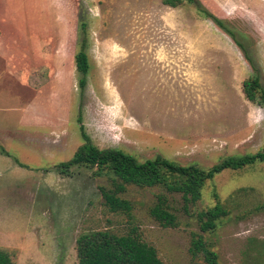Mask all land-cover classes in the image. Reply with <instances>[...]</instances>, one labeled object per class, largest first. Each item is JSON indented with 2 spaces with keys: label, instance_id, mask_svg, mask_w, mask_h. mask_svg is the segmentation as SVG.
I'll return each mask as SVG.
<instances>
[{
  "label": "rangeland",
  "instance_id": "rangeland-1",
  "mask_svg": "<svg viewBox=\"0 0 264 264\" xmlns=\"http://www.w3.org/2000/svg\"><path fill=\"white\" fill-rule=\"evenodd\" d=\"M197 2L172 11L162 0H0L7 48L0 54L11 47L29 56L38 92L36 123L12 120L21 139L2 133L0 140V250L14 264H79L81 235H125L132 226L163 264H207L202 251H192L193 238L219 264H264L263 162L216 174L196 201L170 189L182 183L177 176L147 187L124 183L108 168L59 167L85 143L81 127L97 147L142 162L162 156L208 170L264 150V108L243 93L253 70L199 11L247 37L264 84V0ZM81 19L91 65L85 91L75 64ZM25 132L35 140L25 142ZM103 191L130 210L111 212ZM158 205L169 222L152 216ZM217 208L222 216L204 231L200 216Z\"/></svg>",
  "mask_w": 264,
  "mask_h": 264
},
{
  "label": "trees",
  "instance_id": "trees-1",
  "mask_svg": "<svg viewBox=\"0 0 264 264\" xmlns=\"http://www.w3.org/2000/svg\"><path fill=\"white\" fill-rule=\"evenodd\" d=\"M188 1L190 4L200 5L197 0H162L165 6L178 8ZM204 17L212 20L225 34H227L240 49L244 58L253 70V74L243 83V93L246 99L258 107L264 108V84L261 78V69L255 58L246 36L232 30L220 18L206 9H199ZM80 49L75 55L76 70L79 75V87L85 91L88 85L90 59L87 52L88 24L81 19ZM82 138L85 143L78 148L74 158L59 167L62 173H68L74 167L108 168L124 183L139 186L153 187L165 181V175L177 176L181 184L170 187L180 192L190 201L199 198V189L202 184L224 170H240L258 162L264 163V150L244 156L229 157L220 164L206 170L196 165L183 166L162 156L154 159L139 161L135 156L120 149H101L94 145L85 128L81 127ZM5 153V152H4ZM107 207L111 212H128L130 208L115 195L103 191ZM152 216L160 222H169L171 216L162 205L156 206ZM219 208L202 214L200 219L202 229L207 231L214 227V222L222 216ZM192 251H202L207 264H219L217 253L206 249L200 238H193ZM79 264H163L156 249L146 243L139 228L132 226L125 235H116L107 230L90 231L81 235L77 240ZM0 264H14L11 257L0 250Z\"/></svg>",
  "mask_w": 264,
  "mask_h": 264
},
{
  "label": "crops",
  "instance_id": "crops-1",
  "mask_svg": "<svg viewBox=\"0 0 264 264\" xmlns=\"http://www.w3.org/2000/svg\"><path fill=\"white\" fill-rule=\"evenodd\" d=\"M165 7L172 11L179 8ZM26 39H30L28 35H26ZM4 47L0 42V50L7 49ZM9 49L8 53L4 51L3 54H0V140H3L1 138L2 133L6 134L5 139L14 137L21 139L19 135L13 136L15 131L12 132L9 123L13 120V123L14 121L17 122L18 126L30 128L32 123H36V120L31 118L32 113L35 112L32 109L37 110L36 106H38L37 74L36 69L32 67L29 61L32 59L26 55L16 56L14 49L13 51H11V47ZM46 90L47 88L39 91L40 95L46 93ZM45 100V98L41 99L42 110L43 106L46 105ZM25 133L23 137L25 142L35 140L29 132ZM2 157L4 156L0 150V159Z\"/></svg>",
  "mask_w": 264,
  "mask_h": 264
}]
</instances>
